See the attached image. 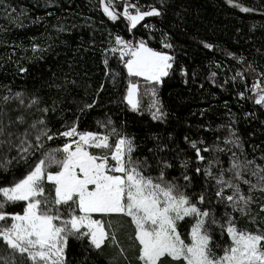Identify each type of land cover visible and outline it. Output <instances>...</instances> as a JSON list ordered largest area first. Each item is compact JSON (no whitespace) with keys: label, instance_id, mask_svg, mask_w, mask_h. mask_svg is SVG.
Masks as SVG:
<instances>
[{"label":"snow or ice","instance_id":"1","mask_svg":"<svg viewBox=\"0 0 264 264\" xmlns=\"http://www.w3.org/2000/svg\"><path fill=\"white\" fill-rule=\"evenodd\" d=\"M156 3L160 6L140 0H98L104 16L126 22L129 33L138 25L154 27L146 18L162 17L168 0ZM226 3L243 13L264 15V5L257 9L234 0ZM162 35V47L173 49L167 33ZM37 50L34 44L32 51ZM109 54L123 64L129 78H142L144 93L152 97L151 118L163 122L167 114L157 90L173 68L174 55L148 46L144 39L126 40L117 34L114 44L110 40L103 50L105 76L111 75L113 84L119 73L109 67ZM226 55L240 64L233 81L245 82L246 73L254 74L251 87L245 83V90L252 93L247 99L264 107V71L244 56ZM181 73L187 74L183 68ZM67 83L53 81L48 87L66 89ZM102 90L103 84L97 95ZM139 93L140 81L129 79L121 102L140 111ZM238 95L245 98L244 92ZM58 104L10 87L0 93V172L12 175L0 185V264H72L74 245L83 253L79 264H97L106 247H119L111 231L113 216L127 218L132 226L137 264H264V218L252 215L257 202L253 193L264 192V164L247 158L234 130L223 146L219 137L208 144L185 136L195 165L193 158L180 160L177 177L169 172L175 166L171 159L183 150L171 147L163 137L154 136L151 155L141 157L136 155L135 137L110 117L96 121L102 132L81 130L79 116L71 123L64 120L63 131L54 130L50 114L59 113L63 119ZM96 104L95 99L85 102L77 111L84 114ZM60 137L63 143L52 146L50 142ZM221 154L230 155L222 160ZM259 212H264V203ZM242 218L256 227H241Z\"/></svg>","mask_w":264,"mask_h":264},{"label":"trees","instance_id":"2","mask_svg":"<svg viewBox=\"0 0 264 264\" xmlns=\"http://www.w3.org/2000/svg\"><path fill=\"white\" fill-rule=\"evenodd\" d=\"M140 3L160 6L156 0ZM234 3L259 9L264 0H234ZM146 22L154 27L138 25L129 33L126 22H112L104 16L98 0H0V93L10 87L13 91L35 92L49 105L53 99L59 101L63 119L59 113L50 114L54 130L63 131L64 120L71 123L79 116L81 130L102 132L104 129L96 121L110 117L117 127L123 126L128 135L135 137L136 155L141 157L151 155L148 149L156 144L154 136L163 137L171 147L183 150L175 159H171L175 152L168 154L175 165L169 169L172 176H180L182 159L193 158L195 165L194 150L185 143V136L208 144L216 143L219 137L223 146V140L234 130L247 158L264 164L260 159L264 156V107L247 99L252 93L245 90V83L251 87L254 74L246 73L245 82L239 78L233 81L240 64L226 55L233 52L238 57L244 56L246 62L264 71V15L260 11L240 12L226 0H168L165 14L146 18ZM163 33H167L173 49L162 47ZM117 34L126 40L144 39L148 46L174 55L173 68L157 90L167 114L163 122L152 120L140 93V111H132L121 102L128 80L137 79L129 78L123 64L111 54L109 67L119 75L115 84L111 75L105 76L103 50L109 47L110 40L114 44ZM202 42L212 44L213 48H204ZM34 44L38 45L35 53ZM21 68L26 71L21 72ZM182 68L186 75L181 73ZM53 81L58 84L67 81L66 89L49 88ZM101 84L103 90L97 95ZM240 92L245 93V98H240ZM94 99L97 104L92 109L84 114L77 111ZM63 140L60 137L50 143L57 146ZM228 155L221 154V159L227 160ZM11 179L10 173L0 172V185ZM200 183L198 180L197 186ZM253 198L257 202L252 205V215L259 213V218H264V212H259L264 192H254ZM110 219L119 247H106L97 264H137L135 244L130 239L132 226L124 217ZM240 226L256 227L247 218L240 220ZM82 257L81 248L74 245L70 251L72 264H79Z\"/></svg>","mask_w":264,"mask_h":264},{"label":"rangeland","instance_id":"3","mask_svg":"<svg viewBox=\"0 0 264 264\" xmlns=\"http://www.w3.org/2000/svg\"><path fill=\"white\" fill-rule=\"evenodd\" d=\"M136 79L141 82V84H140V97L143 99V102L146 105V110L149 111L148 108H149V104L152 103V97L149 94L144 93V83H143L142 78H136Z\"/></svg>","mask_w":264,"mask_h":264}]
</instances>
